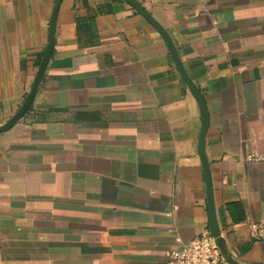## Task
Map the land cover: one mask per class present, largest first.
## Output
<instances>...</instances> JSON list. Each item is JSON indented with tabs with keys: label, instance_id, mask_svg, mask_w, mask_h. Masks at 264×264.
Returning <instances> with one entry per match:
<instances>
[{
	"label": "crops",
	"instance_id": "1",
	"mask_svg": "<svg viewBox=\"0 0 264 264\" xmlns=\"http://www.w3.org/2000/svg\"><path fill=\"white\" fill-rule=\"evenodd\" d=\"M209 116L217 221L264 264V0H135ZM56 0H0V128L22 108ZM26 116L0 133V264H167L210 231L205 112L162 34L125 0H62Z\"/></svg>",
	"mask_w": 264,
	"mask_h": 264
},
{
	"label": "water",
	"instance_id": "2",
	"mask_svg": "<svg viewBox=\"0 0 264 264\" xmlns=\"http://www.w3.org/2000/svg\"><path fill=\"white\" fill-rule=\"evenodd\" d=\"M125 1L128 4H130L139 14H141L147 21H149L162 34L163 38L168 44L170 52L175 60V63L178 67V70L183 80L185 81L187 86L190 88L192 93L197 97L199 104L201 105V107L203 108L205 112V123L203 124L202 132L200 136L199 150H200V156L202 159V164H203L206 184H207L208 209H209V218H210V234L215 239V243L218 249L220 250V253L225 263L226 264H236V262L231 258V256L229 255L227 251L225 240L221 235L219 224L217 221L215 197H214V190H213V180H212L211 168H210L209 161L207 159V154H206V137H207V132L209 129V116H208L204 98L201 95L200 91L195 86V84L193 83V81L190 79L189 75L187 74L183 64L181 63L177 55V52L172 43V40L169 37L166 30L135 0H125ZM61 3H62V0H56L53 14H52V19H51V25H50L49 43H48L46 52L44 54V57L42 59V62L40 64V68L35 78L33 87L26 101L24 102L22 108L9 120L7 124H5L3 127L0 128V133L9 130L16 123H18L21 119H23L26 116V114L30 111L35 101L40 84L43 79V76L45 74V71L54 53L55 44H56L55 33H56L57 19H58Z\"/></svg>",
	"mask_w": 264,
	"mask_h": 264
},
{
	"label": "built area",
	"instance_id": "3",
	"mask_svg": "<svg viewBox=\"0 0 264 264\" xmlns=\"http://www.w3.org/2000/svg\"><path fill=\"white\" fill-rule=\"evenodd\" d=\"M254 162L264 161L262 156L251 157ZM251 237L264 242V223L251 224ZM179 247L168 255L167 264H226L210 231L189 243L178 240Z\"/></svg>",
	"mask_w": 264,
	"mask_h": 264
},
{
	"label": "trees",
	"instance_id": "4",
	"mask_svg": "<svg viewBox=\"0 0 264 264\" xmlns=\"http://www.w3.org/2000/svg\"><path fill=\"white\" fill-rule=\"evenodd\" d=\"M30 113V112H29Z\"/></svg>",
	"mask_w": 264,
	"mask_h": 264
}]
</instances>
